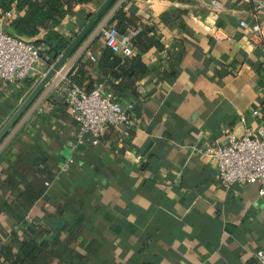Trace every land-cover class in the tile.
<instances>
[{
  "label": "crops",
  "instance_id": "0c3cea01",
  "mask_svg": "<svg viewBox=\"0 0 264 264\" xmlns=\"http://www.w3.org/2000/svg\"><path fill=\"white\" fill-rule=\"evenodd\" d=\"M106 1L65 17L67 46ZM211 1L125 0L138 33L149 27L164 45L142 54L135 92L118 70L98 69L102 33L70 69L86 62L130 126L107 127L98 146L77 143V123L52 90L12 138L0 154V264H12L3 249L24 256L32 241L38 258L23 264H257L259 185L221 186L216 160L200 150L264 125V13L247 0H215V10ZM51 66L40 59L31 85L0 80V129Z\"/></svg>",
  "mask_w": 264,
  "mask_h": 264
},
{
  "label": "built area",
  "instance_id": "2783aa9c",
  "mask_svg": "<svg viewBox=\"0 0 264 264\" xmlns=\"http://www.w3.org/2000/svg\"><path fill=\"white\" fill-rule=\"evenodd\" d=\"M256 12L264 13V0H247ZM209 9L218 8V1L205 4ZM13 10L4 13L10 20ZM241 25L247 27L242 21ZM262 26L251 27L254 36L262 34ZM107 47L120 56L134 54L133 39L137 29H129L120 34L115 25L108 24L101 32ZM48 46L23 42L11 33H7L0 23V80L6 83L20 84L36 71L40 59L47 60L45 54ZM90 59L94 58L90 56ZM50 100L57 105H64L71 111L72 118L78 126L77 143L101 145L107 127L130 126L131 118L123 111L120 104L105 94L102 85L87 92L71 80L68 73L63 76L53 89ZM216 160L218 181L221 186L231 188L235 183L259 185V196L264 198V125L256 129L247 128L244 134L236 137L227 133L224 144H215L200 150ZM49 185L48 182L45 183ZM257 264H264V250L255 253Z\"/></svg>",
  "mask_w": 264,
  "mask_h": 264
},
{
  "label": "trees",
  "instance_id": "16d2710c",
  "mask_svg": "<svg viewBox=\"0 0 264 264\" xmlns=\"http://www.w3.org/2000/svg\"><path fill=\"white\" fill-rule=\"evenodd\" d=\"M102 2V0H0V17L9 10H14L19 15L13 16L9 20L12 35L23 42H31L36 45H47L48 49L42 57H48L45 62L52 64L54 58L59 56L67 47V42L59 33L58 27L78 5L87 2ZM109 24L115 25L120 34L129 29L138 28V19L126 12L122 7L112 18ZM135 54L130 57H122L106 47L102 57L98 62V69L103 76L119 71L122 84L128 86L135 92V83L143 73L147 71V66L141 59L142 54L152 48L163 49L164 45L156 35L150 31L149 27L143 28L133 39ZM44 60V59H43ZM71 80L85 91L90 92L95 87V80L89 74L87 63L80 61L69 73ZM31 85L33 81L23 80ZM264 114V107H263ZM35 241L26 243L21 248L24 256L10 254L2 251L7 261L12 264H23L26 260L31 262L38 258L39 251H36Z\"/></svg>",
  "mask_w": 264,
  "mask_h": 264
},
{
  "label": "water",
  "instance_id": "95a60500",
  "mask_svg": "<svg viewBox=\"0 0 264 264\" xmlns=\"http://www.w3.org/2000/svg\"><path fill=\"white\" fill-rule=\"evenodd\" d=\"M124 3L125 0H107L84 30L71 40V44L59 56L54 58V63L47 73L0 129V154L27 123L29 117L47 99L60 79L70 71L87 47L101 34Z\"/></svg>",
  "mask_w": 264,
  "mask_h": 264
},
{
  "label": "rangeland",
  "instance_id": "374dc122",
  "mask_svg": "<svg viewBox=\"0 0 264 264\" xmlns=\"http://www.w3.org/2000/svg\"><path fill=\"white\" fill-rule=\"evenodd\" d=\"M52 63H53V62H52ZM51 65H52V64H51ZM38 82H39V79H38V81L34 84V86H36V85L38 84ZM34 86H33V87H34ZM27 96H28V95H27ZM27 96H26V97H27ZM26 97H25V98H26Z\"/></svg>",
  "mask_w": 264,
  "mask_h": 264
}]
</instances>
